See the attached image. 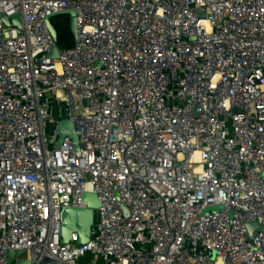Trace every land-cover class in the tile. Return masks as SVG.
Masks as SVG:
<instances>
[{"label": "built area", "instance_id": "built-area-1", "mask_svg": "<svg viewBox=\"0 0 264 264\" xmlns=\"http://www.w3.org/2000/svg\"><path fill=\"white\" fill-rule=\"evenodd\" d=\"M85 193L90 239L63 243ZM88 258L264 264V0H0V264Z\"/></svg>", "mask_w": 264, "mask_h": 264}, {"label": "water", "instance_id": "water-1", "mask_svg": "<svg viewBox=\"0 0 264 264\" xmlns=\"http://www.w3.org/2000/svg\"><path fill=\"white\" fill-rule=\"evenodd\" d=\"M56 15H69L71 19V29L76 38L77 30H76V11L75 10H63L55 15L51 16L47 20L48 27L51 31V34L55 41H57V31L52 24V18ZM204 16V15H202ZM3 19L7 25L15 24L17 26L22 25V21L20 15L17 14L13 17H6L3 16ZM51 58H58L59 57V47H54L50 53ZM57 130L60 133V138L58 144H62L66 137H69L73 140L75 148L79 149V137L77 135L75 125L71 120L63 119L58 123ZM83 200L86 202L85 208H66L63 210L62 213V242L68 243L73 233L78 234V242L80 244H85L89 241L92 226L94 224L95 218V210L100 208L101 203L99 198L94 193H85L83 195ZM219 207L212 208L211 211L218 210ZM123 209L125 215H128V210L125 205H123ZM250 229L258 227L257 223H250ZM251 233V231H250ZM25 253L24 250H9L8 255L10 258H15L23 255ZM10 264V261L8 262ZM18 264H32L31 261L20 260Z\"/></svg>", "mask_w": 264, "mask_h": 264}, {"label": "trees", "instance_id": "trees-1", "mask_svg": "<svg viewBox=\"0 0 264 264\" xmlns=\"http://www.w3.org/2000/svg\"><path fill=\"white\" fill-rule=\"evenodd\" d=\"M52 24L57 31V46L61 50H67L74 46L75 36L71 29L69 15H56L52 18Z\"/></svg>", "mask_w": 264, "mask_h": 264}, {"label": "rangeland", "instance_id": "rangeland-1", "mask_svg": "<svg viewBox=\"0 0 264 264\" xmlns=\"http://www.w3.org/2000/svg\"><path fill=\"white\" fill-rule=\"evenodd\" d=\"M210 257H211V259L212 260H214L215 259V257H216V254H215V252H211L210 253ZM86 261V263H88L89 262V264H91V261L89 260V258L87 259V260H85Z\"/></svg>", "mask_w": 264, "mask_h": 264}]
</instances>
